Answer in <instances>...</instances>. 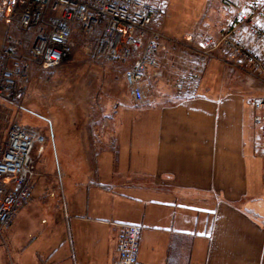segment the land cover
Returning <instances> with one entry per match:
<instances>
[{"label": "crops", "instance_id": "1", "mask_svg": "<svg viewBox=\"0 0 264 264\" xmlns=\"http://www.w3.org/2000/svg\"><path fill=\"white\" fill-rule=\"evenodd\" d=\"M184 52H158L146 104L127 103L126 91L107 98L108 118L50 125L32 196L0 236V264H114L124 223L142 227L136 264H264L257 125L240 91L216 80L233 73L221 51L194 63ZM185 71L197 75L191 96L177 88Z\"/></svg>", "mask_w": 264, "mask_h": 264}, {"label": "built area", "instance_id": "2", "mask_svg": "<svg viewBox=\"0 0 264 264\" xmlns=\"http://www.w3.org/2000/svg\"><path fill=\"white\" fill-rule=\"evenodd\" d=\"M222 26L205 35L187 58H210L223 51L264 81V0H248L240 7L227 5ZM161 11L150 0H0V20L7 26L0 47V100L15 102L32 66H59L70 57L72 34L93 37L89 61H117L125 69L130 101L146 104L142 84L147 70L157 65ZM166 38V37H165ZM169 39V38H167ZM197 75L186 71L177 81L184 96L193 93ZM257 125L253 151L264 159V96L247 104ZM45 137L35 128L11 122L0 143V236L31 197L35 159ZM142 227L121 224L117 233L114 264H136Z\"/></svg>", "mask_w": 264, "mask_h": 264}, {"label": "rangeland", "instance_id": "3", "mask_svg": "<svg viewBox=\"0 0 264 264\" xmlns=\"http://www.w3.org/2000/svg\"><path fill=\"white\" fill-rule=\"evenodd\" d=\"M150 1L158 5L161 10L160 23L157 24L161 31L162 22L161 32L166 38L160 39V45H166L168 37H177L170 42L172 46L176 45V48L171 46L165 51L166 46L161 47V45L159 52L176 54L177 59H181L180 55L184 47L186 48L184 53L194 54L192 49L204 33L216 34L223 24L222 8L230 0ZM231 1L242 2V0ZM190 25L194 28L183 31ZM6 28L5 23L0 20L1 38L4 37ZM93 40V37L85 38L73 31L74 45L67 60L54 68L32 66L18 99L15 102L0 100V143L8 125L13 121L37 129L49 140L52 132L50 125L55 120L84 118L101 120L112 116L113 108L108 110L107 98L110 101L123 100L127 97V88L122 84L124 66L117 61H89L87 51ZM218 52L216 51L210 58L201 60L219 58ZM226 57L229 55L220 52V59L224 65L223 72L228 74L231 69L232 76L229 81L226 75L225 79L222 77L216 80H221L222 85L227 88L232 87L240 91L239 95L245 99L248 108L247 104L252 99L264 96V81L260 75L252 72L248 65L236 61V57H230L233 58L231 61L230 58L225 60ZM128 102L131 103L129 98ZM33 194L37 195L36 186L33 187Z\"/></svg>", "mask_w": 264, "mask_h": 264}, {"label": "trees", "instance_id": "4", "mask_svg": "<svg viewBox=\"0 0 264 264\" xmlns=\"http://www.w3.org/2000/svg\"><path fill=\"white\" fill-rule=\"evenodd\" d=\"M227 4H233V5H235V6H240L241 5V2L240 3H238V2H232L231 0L229 1V3H227ZM226 4V5H227ZM226 5H224V7L226 6ZM76 33H78V32H76ZM80 35V34H79ZM169 38V37H168ZM169 39H171V37L169 38Z\"/></svg>", "mask_w": 264, "mask_h": 264}]
</instances>
